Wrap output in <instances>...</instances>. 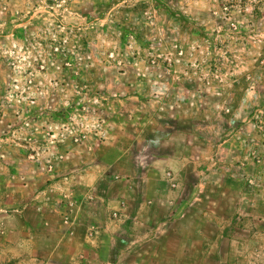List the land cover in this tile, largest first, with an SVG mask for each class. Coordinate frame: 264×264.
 <instances>
[{
	"label": "rangeland",
	"instance_id": "rangeland-1",
	"mask_svg": "<svg viewBox=\"0 0 264 264\" xmlns=\"http://www.w3.org/2000/svg\"><path fill=\"white\" fill-rule=\"evenodd\" d=\"M0 264H264V0H0Z\"/></svg>",
	"mask_w": 264,
	"mask_h": 264
}]
</instances>
